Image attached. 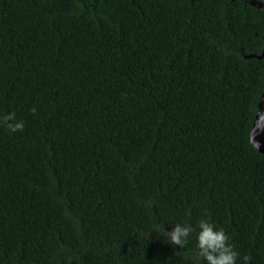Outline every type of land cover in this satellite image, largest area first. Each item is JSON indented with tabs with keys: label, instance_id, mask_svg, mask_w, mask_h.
<instances>
[{
	"label": "trees",
	"instance_id": "obj_1",
	"mask_svg": "<svg viewBox=\"0 0 264 264\" xmlns=\"http://www.w3.org/2000/svg\"><path fill=\"white\" fill-rule=\"evenodd\" d=\"M263 48L247 0H0V264H204L203 218L264 264Z\"/></svg>",
	"mask_w": 264,
	"mask_h": 264
},
{
	"label": "clouds",
	"instance_id": "obj_2",
	"mask_svg": "<svg viewBox=\"0 0 264 264\" xmlns=\"http://www.w3.org/2000/svg\"><path fill=\"white\" fill-rule=\"evenodd\" d=\"M35 112V107L29 109ZM257 109L255 110V115ZM0 123L12 132L22 131L24 121L17 119L14 112L9 111L0 115ZM264 129V113H261L251 127L249 132V143L258 147V142L254 140L256 131ZM195 232V252L198 258L204 261V264H236L238 251L229 241V236L222 227H217L209 219L203 218L196 222L195 227L187 222H177L172 224L170 230L166 233L168 241L178 246H182L187 241L190 233ZM247 264L248 257H243ZM199 264V260L197 261Z\"/></svg>",
	"mask_w": 264,
	"mask_h": 264
},
{
	"label": "water",
	"instance_id": "obj_3",
	"mask_svg": "<svg viewBox=\"0 0 264 264\" xmlns=\"http://www.w3.org/2000/svg\"><path fill=\"white\" fill-rule=\"evenodd\" d=\"M247 2L259 9L264 10V0H247ZM264 55V48L262 49L261 53L257 55L258 58L262 57ZM261 113H264V90L261 94L260 100L258 102V108L257 113L253 118L252 125H255L256 119H258L259 115ZM251 129V128H250ZM250 132V131H249ZM254 140L258 142V147H254L253 144H251L257 151L264 154V129H259L256 131V134L254 136Z\"/></svg>",
	"mask_w": 264,
	"mask_h": 264
}]
</instances>
